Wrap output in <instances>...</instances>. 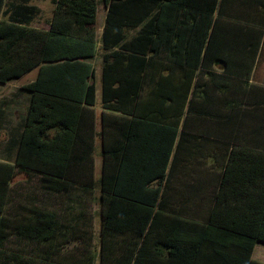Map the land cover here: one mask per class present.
I'll return each instance as SVG.
<instances>
[{"label": "trees", "instance_id": "obj_1", "mask_svg": "<svg viewBox=\"0 0 264 264\" xmlns=\"http://www.w3.org/2000/svg\"><path fill=\"white\" fill-rule=\"evenodd\" d=\"M49 1L54 5L52 18L49 30L42 32L29 26L39 13L30 5L31 0H0V84L39 66L36 79L23 86L30 93V103L14 143V159L0 161V264H95L97 258L99 264H154L152 256L157 259L155 264H165V248L169 249L168 264L174 260L182 264H264L252 259L255 245L264 244V162L262 167L253 164L247 169L243 179L250 186L245 188L233 187L242 178L231 174L234 169L228 164L216 198H230L234 203L214 205L204 223L187 222L191 231L187 247L180 249L177 241H168L166 236L152 238L158 225L152 215L162 195L178 120L196 72L209 57L211 41L218 35L211 23L217 0H101L108 9L101 35L105 51L102 107L157 118L154 127L162 138L151 151L152 164L141 168L142 173L152 169V180L142 182L137 190L138 183L130 187V174L115 176L116 180L124 177V185L130 189L126 193L124 188L113 189L114 199L135 203L138 211L115 202L100 206L102 227L97 252L87 249L93 241L92 219L74 193H91L103 180L94 178L93 141L84 148V141L78 140L86 108L95 103L90 61L96 54L98 0ZM133 17L142 25L127 40L124 27H130ZM236 35L244 37L248 31L241 29ZM163 70L168 73L163 74ZM145 86L150 87L143 94ZM122 104L131 105V110H124ZM163 117L177 120L164 123ZM20 173L37 177L46 197L65 196L63 202L69 201L70 206L59 211L30 206L29 214L7 213L11 182ZM107 179L105 173L104 181ZM152 181L156 187L146 188ZM97 200L100 203L101 196ZM75 205L81 209L75 211ZM133 213L138 216L134 221L138 235L132 251L122 254L117 252L111 231L124 218L125 225L131 227ZM12 236L37 248L25 253L8 250L5 245Z\"/></svg>", "mask_w": 264, "mask_h": 264}, {"label": "crops", "instance_id": "obj_2", "mask_svg": "<svg viewBox=\"0 0 264 264\" xmlns=\"http://www.w3.org/2000/svg\"><path fill=\"white\" fill-rule=\"evenodd\" d=\"M107 10L104 6L103 19L97 30L95 29L98 24L97 7L94 24L96 54L90 61L94 68L95 103L94 106L86 108L80 131L81 138L78 139L84 141V148L86 143L93 141L94 178L103 180L91 193L84 191L74 193L85 211L92 204L99 207L98 240L102 227L100 206L115 202L132 211H138L137 204L124 199H114L113 189L124 188V193L130 189L124 185V177L116 180L115 176L130 174V187H133L131 183H138L137 187L135 185L137 190L141 188L142 182L152 180V169L147 172L144 170L142 173L141 168L152 164L151 151L156 147V141L162 138L154 127L157 118L140 117V112L131 114L130 111L116 112L102 107V55L105 51L101 48V35L105 28ZM40 13L39 9V13L29 26L46 32L49 30L52 15L45 27H37L33 23ZM211 23L218 30V35L212 39L209 57L198 68L196 77L192 81L178 120L177 135L161 184L162 195L152 215V218L155 215L158 223L152 238L166 236L168 241H177V247L179 246L180 249L187 247L186 241L191 233L187 222L204 223L209 218L214 205L225 201L227 204L234 203L230 198H216L228 164L234 169L231 174L242 178V181L238 184L234 183L233 187L245 188L250 186L243 179L247 169L253 167V164H260L259 167H262L264 162V0H217ZM130 24V27H124L127 40L135 36L142 25L134 17L130 20ZM241 29H246L248 35L237 36L236 32ZM38 70L39 66L34 67L22 77L2 85L7 86L13 81H22L14 91L5 94L1 100L3 108L0 109V131L6 128L2 123H7L9 120L7 112L17 103V99L24 100L27 113L30 93L24 90L23 86L36 79ZM162 72L168 73L167 70ZM25 79L27 80L24 81ZM149 87L143 88V94ZM122 107L124 110H131V105L122 104ZM26 113L17 127L6 128L7 142L14 144L18 141ZM154 113L152 111V114ZM90 120L91 126H89ZM176 120L173 117L162 118L164 123L173 124ZM8 150L9 148L6 151ZM7 156L4 155L5 159L0 158V161L12 162L13 160L7 159L12 155ZM97 156L100 158L98 163ZM83 171H86V168ZM105 173L108 179L104 181ZM140 173L142 176L134 177ZM75 187L77 190H82L80 185ZM155 187L156 181H152L146 188ZM117 194L121 195V193ZM99 196H101L100 203L97 200ZM69 203V201L62 202L58 208L54 207L55 204H52L51 208L47 205L44 207L59 211L70 206ZM58 213L59 217H62L63 214ZM86 213L92 219L90 227L93 235V241L87 249L95 251L96 233L93 213L88 211ZM74 215H77V212H74ZM137 219L138 216L133 213L131 227L125 225L127 218H124L118 221L117 228L111 231L116 238L117 252L129 254L132 251L134 238L139 231L134 223ZM192 235L195 236L196 233ZM154 241L152 240V254L157 250ZM99 246L98 243L97 251ZM163 251L165 264H168L169 249L165 248ZM155 260L157 261L156 257L152 256V263H157ZM95 264H99L98 258ZM173 264H182V262L174 260Z\"/></svg>", "mask_w": 264, "mask_h": 264}, {"label": "rangeland", "instance_id": "obj_3", "mask_svg": "<svg viewBox=\"0 0 264 264\" xmlns=\"http://www.w3.org/2000/svg\"><path fill=\"white\" fill-rule=\"evenodd\" d=\"M11 1V0H8ZM30 4L37 6L41 13L39 17L34 21L33 25L37 27H45L47 22L50 20L53 10V5L47 0H31ZM104 15V5L101 0H98V24H96L95 29H99L100 24L102 22ZM98 63L96 62V65ZM25 79L24 81H26ZM22 81H13L7 86L0 85V109L3 108V102L1 101L5 94H8L11 91H14L16 86L20 85ZM17 83V84H16ZM17 103L14 104L12 109H9L7 112V117H10L7 120V123H2V126L10 129L17 127L20 124L21 119L24 118L25 115V102L23 99H17ZM6 128L0 131V158L5 159L4 155H12L11 157H6L8 160H13L15 154V144L13 142H7V130ZM9 148L8 151H6ZM97 163L99 162V156L96 157ZM11 190L9 192V199L7 201L5 211L7 213L12 214H29L28 207L30 206H42L47 205L49 208L53 207L52 204L56 205L54 207L58 208V206L62 204L64 201L65 196H54L50 195V197H46L42 193V189L39 187L38 178L32 176L28 178L24 174H17L15 178L11 182ZM21 205H23L21 207ZM46 206V207H47ZM77 211L81 209V206L75 205ZM53 209V208H52ZM82 211V210H81ZM92 212L94 218V225H95V233L96 237L94 239V249L97 252L98 249V230H99V207L97 205H89L88 210L86 212ZM5 248L8 250H22L23 253L30 251L31 249L37 248V245L26 241L23 238H19L17 236H12L6 242ZM253 260L264 263V244L258 243L254 247Z\"/></svg>", "mask_w": 264, "mask_h": 264}]
</instances>
